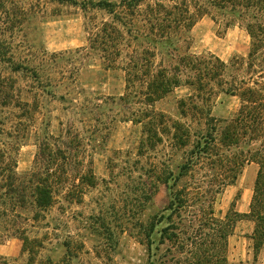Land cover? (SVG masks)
Masks as SVG:
<instances>
[{
    "label": "trees",
    "instance_id": "trees-1",
    "mask_svg": "<svg viewBox=\"0 0 264 264\" xmlns=\"http://www.w3.org/2000/svg\"><path fill=\"white\" fill-rule=\"evenodd\" d=\"M48 1L111 16L99 25L86 22V49L106 68L123 71L125 96L144 105L135 121L142 124L147 142H161L170 133L172 146L185 148L181 161L174 168L159 167L151 188L141 194L149 201L161 184L167 195L162 209L146 222L138 220L146 264H227L228 239L243 219L254 222L250 237L256 258L264 243V0ZM204 15L220 19L224 27H242L249 36L246 56L224 61L190 52V31ZM8 53L0 39V61L22 70ZM15 83L0 72V243L19 239L27 264H34L48 235L39 232V224L58 196L81 201L94 175L84 170L79 154L85 143L72 126L38 138L31 168L18 173L17 154L36 103L20 98ZM181 86L191 93L179 100L178 118L152 108ZM218 92L238 100L230 117L212 114ZM251 163L258 171L249 212H237L233 201L221 215L216 211L220 195Z\"/></svg>",
    "mask_w": 264,
    "mask_h": 264
},
{
    "label": "rangeland",
    "instance_id": "rangeland-1",
    "mask_svg": "<svg viewBox=\"0 0 264 264\" xmlns=\"http://www.w3.org/2000/svg\"><path fill=\"white\" fill-rule=\"evenodd\" d=\"M110 19L103 11L84 14L76 6L48 0H0V39L14 63L23 66L13 71L9 63L0 61V72L16 81L20 98L36 103L17 154L18 173L31 168L38 138L45 133L56 136L72 126L85 143L79 154L84 170L94 175L81 201L58 196L39 224V232L48 235L34 264H146L145 246L137 239L138 220L146 222L162 209L167 195L161 184L151 200H143L141 194L151 188V177L159 167L174 168L185 151L172 146L170 133L163 134L161 142H147L142 124L135 121L144 105L137 97L125 96L123 71L106 68L87 50L86 22L99 25ZM219 20L204 15L195 22L189 34L190 52L214 54L224 61L246 56V31L238 25L224 27ZM190 93L188 87H178L152 108L178 118V102ZM237 107L236 97L218 92L211 111L224 118ZM250 172L245 166L235 183L225 188L216 204L218 213L224 215L233 201L236 206ZM248 227L245 219L236 223L227 264L243 263ZM27 258L19 239L0 243V264H27Z\"/></svg>",
    "mask_w": 264,
    "mask_h": 264
},
{
    "label": "crops",
    "instance_id": "crops-1",
    "mask_svg": "<svg viewBox=\"0 0 264 264\" xmlns=\"http://www.w3.org/2000/svg\"><path fill=\"white\" fill-rule=\"evenodd\" d=\"M112 1V0H109ZM117 1V0H115ZM247 168L251 170L249 173V180L248 184H245L243 187V190L241 191V194L239 196V200L236 203L235 210L241 214L248 213L250 209V202L253 195V188H254V182L256 179L257 171H258V165L255 163H251L247 165ZM249 227L246 229L245 233L246 236H244V242L247 245V248L245 249L244 256L245 258H241L240 261L243 262L242 264H264V243L261 245L256 258H254V252H253V240L250 237L253 232L254 228V222L251 220H246ZM231 235L229 239L232 237ZM229 239H228V248H229ZM228 261V258H227Z\"/></svg>",
    "mask_w": 264,
    "mask_h": 264
}]
</instances>
